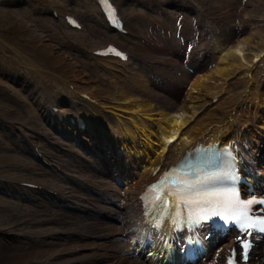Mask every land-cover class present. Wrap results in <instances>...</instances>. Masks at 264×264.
Wrapping results in <instances>:
<instances>
[{
  "label": "rangeland",
  "instance_id": "1",
  "mask_svg": "<svg viewBox=\"0 0 264 264\" xmlns=\"http://www.w3.org/2000/svg\"><path fill=\"white\" fill-rule=\"evenodd\" d=\"M117 1L131 25L149 37L146 45L133 39L125 42L135 56L128 70H135L140 76L148 78L150 88L147 90L134 86L132 76L127 75L118 77L119 89L110 86L108 80L112 76L89 61L73 44L69 33H57L54 21L52 23L48 18L43 27L51 35L50 42L40 46L38 43L18 41L15 34L22 25L13 22L15 26L4 27L9 19H4V11L0 9L3 19V25L0 26L4 27V35L23 52L15 50L20 58L16 61L20 65L18 68L7 75L6 71L0 72V77L4 76L3 81L0 78V91L4 92H0V101L4 108H14V113L21 118V132L71 163L73 166L68 167L69 170L88 175L95 181L94 186L88 187L46 169L35 159L24 134L7 124L0 125V175L45 181L66 189L72 195V201L66 203L43 192L26 194L22 189L0 182V229L16 232L9 234L8 231H0V261L4 254L22 255L14 261H2L0 264H117L121 258L132 255L127 246V236L121 235V229H129L132 220L131 191L116 169V162L122 160L121 155H116L112 148H99L93 140L85 144L71 132L66 133L60 125L55 126L47 112L50 102L49 81L58 82L74 73L87 79L89 83L83 84L85 88L106 98V101H112L114 97L120 100V89L133 90L140 99L170 110L172 105L180 104L195 79L213 68L215 56L212 55L214 47L211 34L227 45L245 38L253 51L264 40V0H157L167 6V14L163 16L156 10L154 13L143 12L144 0ZM191 1L201 4L209 14L229 9L232 12L230 20L225 23L201 21L198 48L207 53L203 64H197L195 55H189L186 50V46L194 42L193 33L198 23ZM75 7L90 27L88 43L116 40L105 27L88 19L87 5ZM36 8L40 9L39 2ZM36 8L33 7L31 16ZM180 14L185 19L184 31V22L183 27H180L177 18ZM151 17L156 18V25L159 26L150 24ZM178 28H181L180 36L175 34ZM151 44L154 48L150 49L157 56L149 62L158 72L159 80L151 76L146 62L135 55L138 48H149ZM257 75V82H261L264 65L258 68ZM237 76L235 74L233 80L240 83L242 78ZM175 78H178L176 85ZM194 95L199 94L194 92ZM204 99L207 102V97ZM43 132L52 143L42 138ZM64 146L78 149L80 156L60 148ZM104 208L107 210L103 211ZM53 230L61 232L48 235ZM216 260L219 258L214 262Z\"/></svg>",
  "mask_w": 264,
  "mask_h": 264
},
{
  "label": "bare ground",
  "instance_id": "2",
  "mask_svg": "<svg viewBox=\"0 0 264 264\" xmlns=\"http://www.w3.org/2000/svg\"><path fill=\"white\" fill-rule=\"evenodd\" d=\"M229 20L230 18L225 22ZM211 39L215 56L213 68L195 79L180 104L172 105L170 110L153 105L150 101L139 99L132 92L124 90L119 92L123 97L121 101L112 98V101L115 102L111 103H118L116 106L119 108L139 112L144 110L143 116L120 113L121 121L118 124L108 117L109 121L102 126L105 128V134L106 131L109 133V137H105L104 140L114 148L115 154L121 155L122 160L116 162L117 170L122 181L131 191L132 222L128 231L131 236L128 247L133 249L139 244L132 245V241L145 229L140 223L141 209L136 199V192L140 190L143 180L148 178L149 170L175 160L187 150L192 149L197 142L202 141L201 143L207 144L221 140V143H227L241 130L246 117L244 114L251 112L254 116L260 114L259 108L264 105V87L260 89L255 84L250 90V95H246L243 92V87L247 83L245 74H239L238 77L242 78L240 83L233 80L235 71L243 66L249 67L252 59L264 49V46L253 52L249 48V41L245 38L232 45L225 44L214 34H211ZM263 43L264 40L261 41V44ZM248 52H252L253 55H249ZM263 62L264 60L260 62L261 66L264 64ZM227 78H231V80L226 93L220 97L216 104H211L210 97L218 92L222 85L221 80ZM133 79L137 87L141 88L136 82V75L132 76ZM177 80L178 78H175V85ZM144 82L146 87L141 89H149L150 81L144 80ZM114 87L118 89L117 82L114 83ZM194 92H198L199 95L193 96ZM206 96L209 97L207 102L204 99ZM197 111L199 115L190 122V115ZM260 116L264 123V114H260ZM162 161L163 164H161ZM83 182L93 186L95 181L84 177ZM106 210V208L103 209V211ZM108 216H110L109 212ZM149 232L152 240L147 248L141 251L143 255L137 261L123 258L117 264H167L164 261L160 243H157V239L153 237L151 231ZM144 252L149 256H145ZM21 256V254L15 253L4 254L1 260L10 262ZM2 261L0 263H3ZM174 264L183 263L177 256Z\"/></svg>",
  "mask_w": 264,
  "mask_h": 264
},
{
  "label": "snow or ice",
  "instance_id": "3",
  "mask_svg": "<svg viewBox=\"0 0 264 264\" xmlns=\"http://www.w3.org/2000/svg\"><path fill=\"white\" fill-rule=\"evenodd\" d=\"M211 193L207 192H201L199 190H195L193 188L188 187L187 185L185 186L184 189H181L177 193V204L183 203L185 206H192V205H201V204H208L212 205V201L207 199L208 196H210ZM159 199V196L157 197ZM240 204L244 205H249L253 203L252 200L249 201H238ZM231 205H229L230 207ZM212 215H219L214 209L212 210ZM208 217L206 216H201L200 219H207ZM241 218H244L245 221L241 224V228H254V227H259L260 231H264V221H259V222H252L248 221L247 218V212H236L233 213L230 217H226V219H233V220H240ZM243 247V258L247 260V255H248V249L250 248V244L247 240L243 241L242 243ZM229 264H232V261H229Z\"/></svg>",
  "mask_w": 264,
  "mask_h": 264
}]
</instances>
